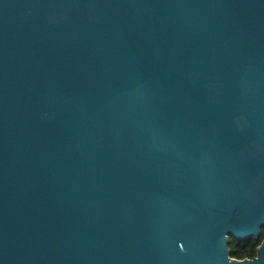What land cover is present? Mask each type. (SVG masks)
Returning a JSON list of instances; mask_svg holds the SVG:
<instances>
[{
    "label": "water",
    "instance_id": "obj_1",
    "mask_svg": "<svg viewBox=\"0 0 264 264\" xmlns=\"http://www.w3.org/2000/svg\"><path fill=\"white\" fill-rule=\"evenodd\" d=\"M264 0H0V264H264Z\"/></svg>",
    "mask_w": 264,
    "mask_h": 264
},
{
    "label": "trees",
    "instance_id": "obj_2",
    "mask_svg": "<svg viewBox=\"0 0 264 264\" xmlns=\"http://www.w3.org/2000/svg\"><path fill=\"white\" fill-rule=\"evenodd\" d=\"M231 239L232 256L237 258L255 257L258 246L264 239V227H262V234L259 238L252 237L247 240H239L233 236Z\"/></svg>",
    "mask_w": 264,
    "mask_h": 264
},
{
    "label": "flooded vegetation",
    "instance_id": "obj_3",
    "mask_svg": "<svg viewBox=\"0 0 264 264\" xmlns=\"http://www.w3.org/2000/svg\"><path fill=\"white\" fill-rule=\"evenodd\" d=\"M233 236H231V238H232ZM232 240V239H231ZM230 246H231V243H230Z\"/></svg>",
    "mask_w": 264,
    "mask_h": 264
}]
</instances>
